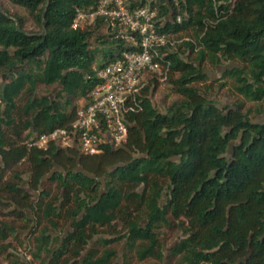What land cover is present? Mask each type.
Returning <instances> with one entry per match:
<instances>
[{"label": "trees", "instance_id": "16d2710c", "mask_svg": "<svg viewBox=\"0 0 264 264\" xmlns=\"http://www.w3.org/2000/svg\"><path fill=\"white\" fill-rule=\"evenodd\" d=\"M6 1L33 29L0 4V258L264 264V124L250 118L264 115V0H179L182 22L163 29L190 39L168 56L178 99L162 112L147 87L127 144L95 155L27 142L69 128L97 83L98 53L107 63L130 48L104 20L73 27L101 0ZM159 6V18L170 12ZM224 64L241 97L231 107L196 87ZM163 233L182 238L165 252Z\"/></svg>", "mask_w": 264, "mask_h": 264}, {"label": "built area", "instance_id": "2783aa9c", "mask_svg": "<svg viewBox=\"0 0 264 264\" xmlns=\"http://www.w3.org/2000/svg\"><path fill=\"white\" fill-rule=\"evenodd\" d=\"M170 12L159 18L161 2ZM179 0H101L94 10H77L73 27L104 20L129 50H117L107 63L93 66L96 85L88 100H80L76 119L69 128L36 135L29 148L46 149L51 143L75 148L83 155L101 153L105 147H124L129 137V117L143 109V93L166 84L171 69L168 56L189 38L163 30L168 22H182ZM142 4V5H141ZM199 48V47H198ZM196 48V51L198 50Z\"/></svg>", "mask_w": 264, "mask_h": 264}, {"label": "rangeland", "instance_id": "374dc122", "mask_svg": "<svg viewBox=\"0 0 264 264\" xmlns=\"http://www.w3.org/2000/svg\"><path fill=\"white\" fill-rule=\"evenodd\" d=\"M0 4H3L4 7L11 9L13 12L17 13L20 16H23L26 20V26L29 30L33 29L32 21L29 17V15L20 10L15 8L14 6L10 5L6 0H0ZM117 51V50H116ZM99 57L97 58L98 64H103V59L100 56V53H98ZM234 65L232 64H224L222 66H219L217 68H211V67H205V71L207 72L208 77L210 78V81L203 82L198 85H196L197 88L201 90L202 93L206 94L208 98L212 101H214L217 105L220 107H231L234 106L235 103L241 99L240 96L235 95L231 87V80L229 78H224V75L228 69H232ZM224 84V86H222ZM152 100L154 102V105L162 112L166 111V109L171 105L172 102L176 101L178 99V96L173 92L172 86L169 84H165L156 90H154L152 95ZM253 106L252 103H246V108ZM251 119H253L256 123H262L264 124V115L261 116H254V113L250 116ZM2 217H0L1 219ZM182 238L180 233H174V234H167L163 233L161 240L164 243V251L166 252L168 248L173 246L175 243H177ZM124 248L123 246L120 247V258L118 262L122 263V255H123ZM17 253L20 256L25 257L26 260H30V257H27L25 253L22 250H18ZM252 256V253L250 254H243L240 253L236 255L238 261H246ZM1 264H7V262L0 258ZM135 264H160L156 263L152 260L146 261L144 263H135Z\"/></svg>", "mask_w": 264, "mask_h": 264}, {"label": "water", "instance_id": "95a60500", "mask_svg": "<svg viewBox=\"0 0 264 264\" xmlns=\"http://www.w3.org/2000/svg\"><path fill=\"white\" fill-rule=\"evenodd\" d=\"M116 169H118V167Z\"/></svg>", "mask_w": 264, "mask_h": 264}]
</instances>
